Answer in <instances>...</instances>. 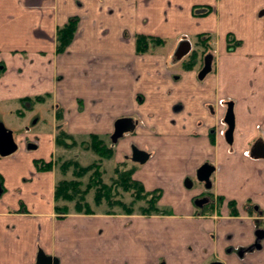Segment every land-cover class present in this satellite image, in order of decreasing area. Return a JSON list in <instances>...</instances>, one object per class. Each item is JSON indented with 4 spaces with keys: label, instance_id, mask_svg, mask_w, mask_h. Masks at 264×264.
Wrapping results in <instances>:
<instances>
[{
    "label": "crops",
    "instance_id": "1",
    "mask_svg": "<svg viewBox=\"0 0 264 264\" xmlns=\"http://www.w3.org/2000/svg\"><path fill=\"white\" fill-rule=\"evenodd\" d=\"M207 5L211 12L196 14ZM261 7L264 0H0V125L11 131L17 145L14 152L0 155V264H36L39 251L58 264H209L213 257L238 264L225 248L252 242L250 219L243 212L237 218L194 214L192 198L198 189H189L184 181L211 160L226 196L241 199L254 189L239 188L237 170L264 108V89L254 80L256 65L264 76V58H253V53L264 54ZM73 16L79 20L74 38L56 53V29ZM233 17L239 25L233 34L243 45L227 52L231 29L218 31ZM199 33L214 35L212 45L219 44L215 69L207 75L211 86L203 87L197 73L181 68V62L169 67L163 47L145 53L135 49L137 34L163 38L175 48L181 39L190 41ZM181 87H192L188 94L196 97L195 114L188 111L189 95L171 96ZM38 96L44 100L22 101ZM220 98L236 103L232 149L219 137L213 145L208 136L221 112ZM11 102L26 105L25 110ZM46 102L48 121L38 111ZM208 105L217 116H210ZM57 110L73 135L107 133L117 118L137 115L136 133L117 142L114 160L121 162L133 145L146 151L149 157L133 178L146 190L162 189L159 204L175 189L172 212L72 211L58 218L56 171L34 166V160L49 161L57 150ZM4 114L15 117L7 123ZM246 259L264 262V249Z\"/></svg>",
    "mask_w": 264,
    "mask_h": 264
},
{
    "label": "trees",
    "instance_id": "2",
    "mask_svg": "<svg viewBox=\"0 0 264 264\" xmlns=\"http://www.w3.org/2000/svg\"><path fill=\"white\" fill-rule=\"evenodd\" d=\"M204 11L196 13L198 15L208 14L211 10L210 6L203 7ZM194 10H196L194 8ZM195 13V11H194ZM78 17H70L63 25L58 26L55 36V51L62 53L74 38ZM198 44L204 50L211 49L210 35L208 33H199L195 36ZM165 40L160 37L137 34L135 36V49L137 53H145L152 45H163ZM240 44L239 40H235L232 33L226 34V49L232 50ZM199 53L192 50L188 57L182 61L184 69L192 70L199 60ZM3 66L0 64V71ZM43 96L34 98H23L22 101L42 102ZM57 120L61 119V112L57 110ZM83 138L79 142L75 136L66 129L59 127L54 135L55 146L58 149L68 151L78 145L83 150L91 151L97 159L83 165L78 160L77 155L72 157H64L58 155L52 157L49 161L42 159L34 160V166L38 171L57 170L59 177L54 184V211L58 218H63L71 211L82 214H94L96 210L92 203L88 201L91 196L94 206L99 207L105 205V214H140L144 216L151 215H169L170 210L160 209L158 201L161 197V189L148 191L143 184L134 179L132 174L134 169L126 167L125 161L117 163L114 167V176L109 182L104 180L105 170L101 163L114 157V150L108 144L105 137L96 133L81 135ZM128 194L129 202L123 199V194ZM142 203V204H141ZM139 204V205H137ZM145 205V206H144ZM201 213H205L202 211Z\"/></svg>",
    "mask_w": 264,
    "mask_h": 264
},
{
    "label": "flooded vegetation",
    "instance_id": "3",
    "mask_svg": "<svg viewBox=\"0 0 264 264\" xmlns=\"http://www.w3.org/2000/svg\"><path fill=\"white\" fill-rule=\"evenodd\" d=\"M212 11V8L210 12ZM258 16L264 19V7H261L259 10ZM261 35L264 39V23L263 29L261 30ZM187 39H181L178 44H180L181 48L186 47ZM189 45L190 41H188ZM243 42L240 43L238 46L233 48L227 52H234L237 48L242 47ZM176 47V48H177ZM193 48H189L188 52L183 56L188 55ZM211 55V67L210 71L206 73L203 77L205 78L209 73L213 71V61L214 57L212 53H207V55ZM183 56L181 58H183ZM264 58V54L261 53H253V58ZM180 58V59H181ZM204 58H203V65H204ZM179 59V60H180ZM202 65V67H203ZM201 67V69H202ZM200 69V70H201ZM199 70V71H200ZM197 72V75L199 73ZM261 65H256L254 69V80L256 84L261 88L264 89V76L260 74ZM263 76V77H262ZM198 78V76H197ZM202 78V79H203ZM199 79V78H198ZM200 80V79H199ZM257 93V90L255 89ZM219 102V101H218ZM228 103L232 104V111L234 114V129L232 132L231 142H228V139L225 137L226 130L228 129V125L225 121V114L228 107ZM221 112L217 116L215 108L212 105H208V113L210 116L216 115L215 123L210 127L208 130V136L210 142L214 145L216 138H220L228 148L232 149L234 145V137L236 132V103L233 99L221 100L219 102ZM253 137L250 143L247 146V150L242 153V161L240 163V168L237 170V179L239 180V188L242 190L247 191L249 188L254 186V189L251 190L249 195L244 196L241 199L236 198V196L229 197L226 196L223 192V187H220V184L217 179V165L214 161L205 160L201 165L208 164V167L211 169L210 173L208 174L205 180H198L197 178V169L201 166L199 165L194 173V177L200 182L199 186H193L192 182H190L189 189H198V193L192 198V204L194 208H196L197 212L204 211L207 216L217 215V216H227L232 218H237L240 216V213L243 212L245 215L250 219L254 229H253V240L251 243L242 246L237 245L236 247L227 246L225 248V253L227 254H234L239 263L238 264H251L247 259V254L259 253L264 249V108L262 109V115L259 119H257L253 124ZM248 163H250L251 170H247L249 168ZM192 176V177H193ZM190 177V178H192ZM250 179L251 181H249ZM187 179H185L186 181ZM191 181V179H189ZM184 181V185H185ZM237 183V181H236ZM250 184V185H249ZM253 184V185H252ZM225 210V215L222 214V210ZM213 262H219L220 264H226L224 260H217L212 259L209 264Z\"/></svg>",
    "mask_w": 264,
    "mask_h": 264
},
{
    "label": "rangeland",
    "instance_id": "4",
    "mask_svg": "<svg viewBox=\"0 0 264 264\" xmlns=\"http://www.w3.org/2000/svg\"><path fill=\"white\" fill-rule=\"evenodd\" d=\"M208 6V5H207ZM203 7H205V6H203ZM199 8H202V7H200L199 6ZM258 14H259V11H258ZM228 27H230V33H232V36H233V38L235 39V40H239L240 41V43H242L243 42V40H241V39H238V38H236V36H235V31L234 30H237V29H239V25H238V23L236 22V17H233V18H231V19H229L228 21H225V23H224V25H222V27H221V30H219L218 32L220 33V32H222L223 30H227L228 29ZM229 30V29H228ZM233 31H234V33L235 34H233ZM228 33V32H227ZM226 33V34H227ZM222 34V33H221ZM213 39H214V35H211V37H210V42H211V49L210 50H204L203 51V47L200 45V44H198V39L196 38V37H194V36H191L190 37V44H191V48H193L194 50H196L199 54V60H198V62H197V64H196V66H194V68H192V70H194L196 73L201 69V67H202V65H203V58H204V56L207 54V53H212L213 54V57H214V61H213V64H212V67H213V69H215V63H216V61H215V59L217 58V56L215 55V50L214 49H216L217 48V46L219 45L218 43L214 46V45H212V42H213ZM214 46V47H213ZM151 47H163V51H165V52H168L167 54H169L168 55V66L169 67H174L173 65H175L176 63H179V62H181V68H184L183 66H182V61L183 60H185L187 57H188V55H186V56H183V58H181L180 60H176L175 59V56H174V51H175V49H176V47L174 48V46L173 45H170V44H167L166 43V41H165V43L163 44V45H159V46H156V45H152ZM169 48V50L168 51H166V49H168ZM216 52H217V50H216ZM199 81H201L200 83H202V85H203V87L204 86H209L210 84H211V77L210 76H206L205 78H203V79H200ZM212 85V84H211ZM210 85V86H211ZM192 87H181L180 89H179V91H178V88L176 89V90H174V92L171 94V96L173 97V98H176V96H178V97H182V96H184V95H189L188 97H187V103H188V107H189V109H188V111H190V113L189 114H191L192 112L195 114L196 112H197V103H196V97H195V95L194 94H188V93H191V91H190V89H191ZM197 90L199 89V88H196ZM195 89V90H196ZM171 96H169V97H167L166 99H170L171 98ZM164 99V98H163ZM174 100V99H173ZM221 100H224V99H218L217 100V106L218 107H220V104H219V102L221 101ZM219 101V102H218ZM44 104V105H43ZM42 104V106L40 107L41 108V110H38V111H40V113L42 114V116L44 117V119L46 120V121H48V120H50V115H51V109H49V103L48 102H46V103H43ZM48 105V106H47ZM11 106L12 107H19V108H21V109H23V110H25V107L24 106H26V105H23V104H19L18 102H11ZM184 109H182L181 111H183ZM181 111H179V112H181ZM219 113H220V111H219ZM218 113V114H219ZM161 114V113H160ZM160 114H158V116H159V118L161 117V115ZM10 116V115H9ZM15 117V116H14ZM14 117H12L11 119L9 118V117H7L5 114H4V118H5V120H6V122L8 123V122H10V120H13L14 119ZM122 117H128V116H122ZM122 117H119V118H122ZM128 118H130L131 120H132V122L134 123V130L133 131H129V132H126V133H124L123 134V138L124 137H130V136H132V132L134 133L137 129H136V126H138L141 122H140V120L138 119V116L137 115H134V116H131V117H128ZM118 119V118H117ZM58 122V126H57V129L59 128V127H61V128H64L65 129V127H64V123H63V121H60V120H58V121H56V123ZM46 126V125H45ZM56 129V130H57ZM136 129V130H135ZM113 130H114V127H113V129L111 130V131H108L107 133H103V134H99V135H102V136H104L105 137V139H106V141L108 142V144L113 148V150H114V153H115V148H114V146L117 144V142L122 138V137H120L115 143H112V141H111V139H110V136H111V134L113 133ZM136 133V132H135ZM134 133V134H135ZM17 134L18 133H16V131H15V136H16V138H17ZM86 135V134H85ZM75 136V138H76V140L79 142L80 140H82L83 138L81 137V135H74ZM129 151V150H128ZM58 155H63L64 157H66V158H68V157H72V156H75V155H77V157H78V160L80 161V163L81 164H83V165H86V164H88V163H90L91 161H93V160H95V159H97V157L91 152V151H87V150H83L82 149V147L80 146V145H78L77 144V146L76 147H74V148H72V149H70V150H68V151H65V150H62V149H57L56 150V152L54 153V158H56ZM122 161H125V163H126V167H129V166H131L133 169H134V172H133V174H132V177H133V175H135L136 173L135 172H139L138 170H140V168H142V167H144V165L143 164H139V163H136V162H133L132 160H131V153H130V151L126 154V155H123L122 156ZM121 161V162H122ZM121 162H116L115 160H114V157L112 158V159H109V160H104L102 163H101V165H102V168H104V170H105V177H104V180L106 181V182H109L110 181V178L112 177V176H114L115 174H114V167L116 166V164L117 163H121ZM55 170V169H54ZM56 171V179L59 177V173H58V171L57 170H55ZM138 174V173H137ZM169 178H171V177H169ZM185 179H191V181L190 182H192V184H193V186H199L200 185V182L197 180V178L196 177H192V178H190V177H186ZM163 181V180H162ZM170 181L171 182H173V181H175L174 180V178L172 179H170ZM171 182H169L168 184H170ZM144 186V185H143ZM154 189H158V188H154ZM154 189H151V190H154ZM160 189V188H159ZM151 190H148V191H151ZM161 197H162V189H161ZM161 197H160V199H161ZM123 199L125 200V201H127V202H129V200H130V198H129V196H128V194H123ZM160 199H159V201H160ZM164 199H165V202H163V203H160L159 204V201H158V206L160 207V209H162V211L163 210H170L171 212H172V209H173V204H172V202H174V203H176L177 202V200H178V197H177V195H176V191H175V189H173V188H171L167 193H166V195H164ZM88 201L89 202H91L92 203V206H93V208L96 210V212H102L103 213V211L105 210V205H101V206H99V207H96V206H94V204H93V202H92V199H91V196H88ZM142 204V203H141ZM137 205H139V204H137ZM145 206V205H144ZM194 207V206H193ZM194 214H196L197 215V213H199V212H197L196 211V208H194ZM72 212V211H71ZM135 214H137V213H135ZM212 259H217V258H215V257H213ZM218 260V259H217ZM249 261V260H248ZM204 264H208V261H206ZM260 264H264V262L263 261H261L260 262Z\"/></svg>",
    "mask_w": 264,
    "mask_h": 264
},
{
    "label": "water",
    "instance_id": "5",
    "mask_svg": "<svg viewBox=\"0 0 264 264\" xmlns=\"http://www.w3.org/2000/svg\"><path fill=\"white\" fill-rule=\"evenodd\" d=\"M186 42V47L181 48L180 44L174 51V56L176 60H179L184 54H186L190 48L188 41ZM211 67V55H207L204 58V65L202 69L198 73V78L202 79L206 73L210 71ZM179 106H176L174 109H178ZM225 121L228 125V129L226 130L225 137L228 139V142H231L232 132L234 129V114L232 111V104L228 103V107L225 114ZM114 130L110 136L112 143H115L120 137L123 136L124 133L133 131L134 130V123L128 117L118 118L114 121L113 124ZM17 148V145L12 137L11 131L7 130L2 124L0 125V155H7L14 152ZM149 157V154L137 148L136 146H131V160L133 162L142 164L144 163ZM211 169L208 167V164H203L197 169V178L198 180H205L210 173ZM190 181L187 179L185 181V186L190 187ZM1 191V187H0ZM36 264H58V260L54 257L47 256L41 251H39L37 256V263ZM211 264H220L219 262H213Z\"/></svg>",
    "mask_w": 264,
    "mask_h": 264
}]
</instances>
